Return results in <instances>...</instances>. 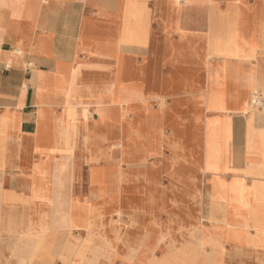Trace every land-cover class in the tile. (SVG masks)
Listing matches in <instances>:
<instances>
[{
    "label": "crops",
    "instance_id": "0c3cea01",
    "mask_svg": "<svg viewBox=\"0 0 264 264\" xmlns=\"http://www.w3.org/2000/svg\"><path fill=\"white\" fill-rule=\"evenodd\" d=\"M210 1L0 0V126L9 120V129L0 139V191L25 194L24 181L31 175H41L37 168L46 161L54 165L60 158L59 153L50 151L51 143L38 136L39 121L42 116L51 123L53 116L61 114L66 103L64 92L71 84L79 131L85 123V118L80 114L86 108L89 111L90 129L95 134L105 133L107 144L113 147L106 161L124 164L126 180L123 188L129 175L142 176L139 167H130L128 162L121 161L122 154L115 147L120 142L114 133H123L125 122L133 117V111L124 113L126 104L116 102L102 105V108L105 107L103 113L97 111L98 104L94 101L103 87L116 89L121 82H134L137 84V97L133 103L140 111L141 133L145 134L143 138L147 134L146 119L151 123L149 147L155 153L151 158L163 160L168 155L170 145L169 169H162V175H171L170 170L177 176L192 175L190 179L198 186L186 192L191 195L198 189L196 193L205 200L204 213L199 216H205L209 209L206 193L211 173L194 166L193 163H199L197 159H200L194 147L200 137L204 146V133L210 129V118L215 121L225 116L223 143L219 145L216 156L220 163H229L228 170L222 175H226L227 179L238 175L227 181L218 177V200L224 197L225 203L229 202L224 205L229 206L232 205L231 200L247 195L257 184L251 181V176L264 174V94L257 91L262 102L251 108L246 107L251 98L248 88L256 84L253 73L250 72L249 77L242 75L234 60L209 56ZM214 1L219 3L222 10H226L227 0ZM233 2L239 4L251 19L264 5V0ZM136 7L143 15L142 34L148 39L143 47L122 44L118 40L128 14ZM188 23L193 24L192 27ZM220 59L224 63L216 64ZM241 60L250 64L256 73L264 72L262 48H258L253 59ZM130 65L137 70V75L122 76L121 67ZM227 65L230 76L225 71ZM172 80H182L178 92L164 84ZM48 93L54 94L53 102H40L41 95ZM242 96L245 106L230 112L234 102ZM177 97L181 98V102L174 104L173 100ZM167 114L180 117V122L170 124L171 131L180 132L179 136H170V143L163 132H170L164 121ZM181 121L185 125L179 124ZM190 132L193 135L187 136ZM173 147L189 148L195 155L192 159H186L181 151L174 154ZM202 159L203 153L200 162ZM72 161L76 163L75 175L86 178L87 164L82 162L80 155L77 159L72 158ZM190 163L193 166L184 173L180 165L188 166ZM95 170L91 171L90 177L94 184L99 183ZM79 182V179L75 181L78 188ZM143 184L145 187L144 180ZM120 194H123V190ZM34 207L15 206L18 211L24 209L28 217L36 219L37 209ZM11 208V205H4L5 211ZM146 238L144 234L138 243L148 244ZM185 238L198 243L201 237ZM156 240L153 238L149 243ZM249 264L264 263L254 258Z\"/></svg>",
    "mask_w": 264,
    "mask_h": 264
},
{
    "label": "bare ground",
    "instance_id": "6f19581e",
    "mask_svg": "<svg viewBox=\"0 0 264 264\" xmlns=\"http://www.w3.org/2000/svg\"><path fill=\"white\" fill-rule=\"evenodd\" d=\"M210 2L208 54L211 58L221 56L222 59L234 60L242 75L249 77V73H253L256 84L248 88L252 101L249 100L246 103V107L251 108L257 103L259 97L257 87L264 86V72L256 73L250 64L241 60V55L247 57L249 61L256 56L258 48H262L264 51V22L262 25L257 24L261 31L250 36L244 32V29L248 28V24L242 21L244 11L240 9L239 4L234 3L233 0H227L226 10H222L219 3L214 0ZM138 9L137 7L133 8L128 14L124 31L118 39L122 44H136L139 47L147 44L148 39L146 35L142 34L141 28L144 23L143 15ZM257 11V14L264 18V5ZM222 13L224 15H221ZM222 24L223 30L221 31ZM111 29L113 30V28ZM211 63L213 62L211 61ZM120 73L122 76L135 77L137 70L131 65L123 66ZM119 84V88L116 89L103 87L97 93L94 101L98 104L97 111L103 113L105 107L102 108V105L108 103L124 102L131 107L134 115L125 122V130L121 134L114 133L120 142L115 147L119 148L122 154V162H128L130 167L140 168L145 181V191L144 195L137 198L135 206H138L140 201H145L146 213L143 216L154 221L167 205L166 194L163 193L159 184L163 180L162 169H169L170 159L167 157L163 160H160L159 157L151 158L155 154L149 147L151 123L149 119H146L147 134L146 138H143L145 134L141 133L140 111L133 103L137 97V84L134 82ZM164 84L170 85L171 89L176 91L181 89L182 80L166 81ZM64 93L65 100L68 98L72 103H65L61 114L53 116L51 123L49 119L41 116L38 130L40 139L51 143L50 151L59 153L60 158L55 161L54 165L46 161L42 167L37 168V172L41 175H31L29 180L24 181L22 185L25 194L0 191V236L6 234L13 241L12 246H6L10 256L4 258L5 260L0 256V264H57L56 262H61V264H99V258L109 259L105 250L107 241L104 238L95 242L97 257H89L87 253L93 241L92 236L99 228L102 215L113 212L117 205L127 204L128 197L120 194V191L124 190L123 182L126 180L124 164L106 161L113 147L110 146V143L107 144L108 138L105 133L95 134L90 129L88 126L89 111L86 108L80 114L85 118V123L84 126H80L81 132L79 131L77 107L74 105L76 101L73 99V85L71 84ZM53 96L52 93L42 94L40 102H53ZM244 99V96L239 97L230 112H235L245 106L242 104ZM179 100L176 103H180ZM126 105H124V113H126ZM179 120V116L172 114H167L164 118L166 126L178 123ZM224 120L225 116H221L219 120L215 121L210 118V129L204 133V146L202 137L195 144L194 152L200 154L198 155L200 159L197 161L203 171L213 172L215 166H217V170L219 166L220 168L225 167L224 163H220L216 159L220 148L218 140L223 138ZM0 128L1 139L9 129V120L7 124H1ZM191 135H193L191 132L187 133V136ZM127 140L133 144V150L128 149L129 141L127 143ZM202 153L204 159L200 162ZM78 155L82 162L87 164L86 178L84 176L78 178L79 175H75L76 163L72 161V158L77 159ZM146 156L148 159H145ZM94 168H96L95 175L99 177V183L95 184L90 181L91 171ZM180 169L185 173L190 167L180 165ZM4 172L6 173V171ZM170 174L177 177L174 171L170 170ZM180 177L183 183L182 189L192 191L198 186L197 182L190 179L192 175H181ZM78 179L80 181L79 188L75 183ZM217 185L218 175H209L206 193L208 206L212 202H216L217 206H209L207 214L203 215L205 220L201 216L194 218L196 224L191 231L183 234L182 238L177 236L169 241L168 247L172 251L169 255L163 258L156 257V251L163 249L161 239L145 245L137 243L129 248V254L125 258L127 264H249V261L242 260L254 258L264 263V185L254 184L247 195L231 200V207L219 205L216 198ZM26 189L30 190L29 195H27ZM5 204L11 205L12 208L5 211ZM15 206L24 208L35 206L37 218L28 217V213L24 209L18 211ZM139 214L142 216L141 213ZM63 232H66L68 237L78 233L86 234L87 238L80 244H76L70 241V238L64 239L61 235ZM196 235L201 237L198 238V243H192L191 240L185 238ZM182 240H185V243L182 247H178ZM226 259L231 260L226 261ZM112 260L114 261V257L107 264H114Z\"/></svg>",
    "mask_w": 264,
    "mask_h": 264
},
{
    "label": "rangeland",
    "instance_id": "374dc122",
    "mask_svg": "<svg viewBox=\"0 0 264 264\" xmlns=\"http://www.w3.org/2000/svg\"><path fill=\"white\" fill-rule=\"evenodd\" d=\"M221 15H224L223 13ZM219 21V20H218ZM245 23L248 24V28L244 29L243 31L249 34L250 36L255 35L256 33L260 32L261 29L259 25H262L264 22V18L257 14L252 19L249 17V14L243 13V20ZM257 24H259L257 26ZM221 31L223 30V24L221 25ZM242 54V53H241ZM241 58L247 59L244 55H241ZM244 62V60H243ZM214 63V62H213ZM216 64L224 63L223 61L219 60L218 62H215ZM225 71L230 76V68L228 65L225 68ZM255 79V76H254ZM258 91H261L264 94V86L259 85ZM180 89H177L175 92H178ZM179 96V95H178ZM258 99L257 103H261V95L258 93ZM181 100L180 97H177L175 100H173V103H176V101ZM179 100V101H180ZM252 101V98H250ZM70 99H66V103H70ZM72 103V102H71ZM131 111V107L129 105H126V111ZM188 119H191L188 118ZM183 125L184 123H179ZM185 125V124H184ZM170 130V125L167 124ZM164 136H166V140L170 141V136L173 135L176 137L178 134L176 131H163ZM180 135V132L178 136ZM128 139V138H127ZM222 137L218 140V145L222 146ZM131 141V138L129 139ZM127 140V143L128 141ZM129 141L128 149L133 150L134 146ZM170 143V142H169ZM129 150V151H130ZM190 149L186 147H173L172 151L174 154L177 152H183L184 158L192 159V153L189 151ZM171 152V147L169 148L168 155L166 156L169 159V155ZM179 155V154H178ZM200 155V154H198ZM216 156V154H215ZM148 156L145 157V159ZM165 157V158H166ZM144 159V158H143ZM142 159V160H143ZM190 163L188 167H192ZM194 166L201 168L200 163H193ZM216 165V164H215ZM226 168H221L219 172V168L217 170V166H215V170L213 172H210L211 175H218L222 181L224 180H230L227 179L226 175H222L224 171H227L229 168V163L227 162L225 165ZM202 169V168H201ZM218 171V172H217ZM163 180L161 181L160 188H162L163 193L166 194L167 199V205L161 211V214L159 217H156L154 221L149 218H145L143 216L146 213V202L140 201L138 206H135L137 198L141 195H144V184L142 176L140 175H129L128 180L126 181V187L123 190V195L127 196V204H123L122 206H115V210L113 212H109L107 214L102 215L100 219V226L98 230L95 232V234L92 236L93 241L91 246L88 248L87 255L89 257H97V253L95 252V242H99L100 238H104L107 241V246L105 248L107 254L109 255V259L106 257L99 258L100 263L99 264H107L112 257H114V261L112 262L114 264H127L126 257L129 254V248L130 246H135L139 240H141L142 236H144L145 233L147 238L146 240L149 242L153 239H162L161 244L163 245V249H159L156 251V257L163 258L167 255H169L172 251L169 249L168 244L169 241L179 236L182 238V235L186 234L192 227H194L195 221L194 218L198 217L199 215H202L204 213L205 208V200H203L202 195L199 193H196L198 191H193L194 193L191 195H188L186 190L183 187V183L181 182V175L172 176V175H162ZM31 177V176H30ZM238 175L235 177L237 178ZM253 179L251 178V181L254 180L257 184L264 185V174L258 173L257 175H252ZM29 180V179H28ZM247 191V190H246ZM27 195L30 193V190L26 189ZM106 196V195H104ZM217 196V195H216ZM218 200V196L216 197ZM224 197H221L219 201V205L225 206V200ZM229 204V202H226ZM225 203V204H226ZM209 206L216 207V202H212ZM232 205H229L228 207H231ZM119 211H121L119 213ZM141 213L142 216L139 214ZM64 239L72 241L73 243L80 244L83 242L87 236L86 234H73L71 237H68L66 232L61 234ZM4 236V237H3ZM0 256H2V259L8 258L10 256V252L8 251V245L12 246L13 241L6 235L2 234L0 236ZM8 239V240H6ZM4 240V241H3ZM6 240V241H5ZM3 241V242H2ZM10 241V242H9ZM183 243H185V240L180 241L178 244V247H182ZM5 244V245H4ZM2 245V246H1ZM145 245V244H144ZM7 246V247H6ZM3 249V250H2ZM6 249V250H5ZM248 255V254H247ZM220 260V259H219ZM222 260V259H221ZM231 260V259H228ZM226 259V261H228ZM237 261V260H236ZM242 261H250V259H243ZM5 262V261H4ZM58 263V262H56Z\"/></svg>",
    "mask_w": 264,
    "mask_h": 264
}]
</instances>
